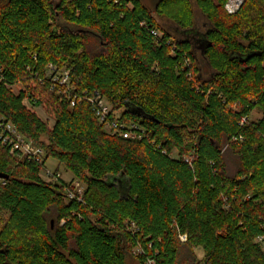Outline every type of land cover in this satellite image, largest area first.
I'll use <instances>...</instances> for the list:
<instances>
[{
  "label": "trees",
  "instance_id": "16d2710c",
  "mask_svg": "<svg viewBox=\"0 0 264 264\" xmlns=\"http://www.w3.org/2000/svg\"><path fill=\"white\" fill-rule=\"evenodd\" d=\"M226 2L0 0V120L44 151L18 163L0 143V264H127L135 250L138 264H264V0L233 15ZM64 72L69 95L50 91ZM83 93L134 139L105 131Z\"/></svg>",
  "mask_w": 264,
  "mask_h": 264
},
{
  "label": "built area",
  "instance_id": "2783aa9c",
  "mask_svg": "<svg viewBox=\"0 0 264 264\" xmlns=\"http://www.w3.org/2000/svg\"><path fill=\"white\" fill-rule=\"evenodd\" d=\"M244 0H227L224 5V10L227 14L233 15L238 12ZM152 35L155 37L157 33L152 31ZM52 69V68H51ZM57 88V93L66 95L70 93L71 87L69 86L68 73L64 72L61 77H54L52 79V84L50 87V91ZM69 95V94H68ZM85 100L90 104L92 111L99 121L100 124L103 125L105 131H107L111 136L122 137L123 139H134L135 135L131 132L135 129L133 125H125L118 121V116L115 113L111 112V106L108 102L101 97L99 94L95 93L92 96L85 97ZM70 102V107H74L75 103L78 101L76 97H67ZM0 143L2 146H7L10 149L11 154L22 155L25 158L35 161L37 163H41L42 158L44 157V151L39 147H34L32 143L27 142L23 139V137L18 134L15 129L7 123H3L0 120ZM49 174V173H48ZM53 176V174H52ZM55 177L59 178L58 173L55 174ZM54 178V176L52 177ZM78 187V183L74 184V188ZM74 189L72 192H68V199H73L75 196ZM180 242H186L187 238L185 235L179 236ZM258 241L262 242V238H258ZM264 248V243H263Z\"/></svg>",
  "mask_w": 264,
  "mask_h": 264
},
{
  "label": "rangeland",
  "instance_id": "374dc122",
  "mask_svg": "<svg viewBox=\"0 0 264 264\" xmlns=\"http://www.w3.org/2000/svg\"><path fill=\"white\" fill-rule=\"evenodd\" d=\"M157 2H158V0H142L143 5L146 8H148L150 11L153 10V7H154V5ZM193 10H194V14H195V29H196V31L198 33H201L202 34L206 30V26H207L206 25V22H205L204 18L201 16V14L197 11V9L194 6H193ZM153 17L155 18L156 22L160 26H162L166 31H168V33H170L174 38L180 37L179 34H177L176 32H174L172 30V29H174V26L171 23L167 22L164 19L158 18L154 14H153ZM194 55L196 57L197 66L199 67V75H200V77L202 79H207L212 74V71L209 68V66L207 65L206 61L203 59L202 52L199 49H195L194 50ZM21 88L22 87L20 85H16V86H14L12 88V91H13V93L16 94V93H18V91ZM34 112L37 113L40 116V118L43 119V121H45V123L48 126H51L53 124V118L51 116H48L45 113V108L44 107H37L36 109H34ZM120 112L121 111L115 112V115L116 116H119ZM261 117H262L261 112L258 109H255L251 113L250 119L253 120V121H256V120L260 119ZM32 145L37 148L36 145H34V144H32ZM15 157H16L18 163L25 158L22 155L21 156L20 155H16ZM28 161H30V160H28ZM234 165H235V163L233 161L232 162V166H234ZM57 166H58V163L56 162V160H54L51 157L47 158L45 160L44 168L40 172L41 179L43 181H46V182L53 181L52 174L55 172V169H56ZM58 175H59V178L62 179L64 182H71V181H73V178H72V175L70 174V172H68L62 166L59 167ZM74 189L77 190L78 192H81L84 189V187L81 184H78V187H76ZM7 218H8V213L0 209V230L4 226ZM181 243L184 244V242H181ZM137 253L138 252L136 250L132 252V255L127 258V264H138L136 262V260L134 259V256L137 255ZM196 254H197V257L199 259L202 258L201 251L197 250L196 251Z\"/></svg>",
  "mask_w": 264,
  "mask_h": 264
},
{
  "label": "water",
  "instance_id": "95a60500",
  "mask_svg": "<svg viewBox=\"0 0 264 264\" xmlns=\"http://www.w3.org/2000/svg\"><path fill=\"white\" fill-rule=\"evenodd\" d=\"M3 179L4 180L8 179V176L0 173V180H3Z\"/></svg>",
  "mask_w": 264,
  "mask_h": 264
}]
</instances>
